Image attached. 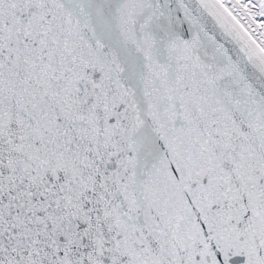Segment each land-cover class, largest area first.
I'll use <instances>...</instances> for the list:
<instances>
[{
	"label": "snow or ice",
	"instance_id": "obj_1",
	"mask_svg": "<svg viewBox=\"0 0 264 264\" xmlns=\"http://www.w3.org/2000/svg\"><path fill=\"white\" fill-rule=\"evenodd\" d=\"M0 264H264V0H0Z\"/></svg>",
	"mask_w": 264,
	"mask_h": 264
}]
</instances>
